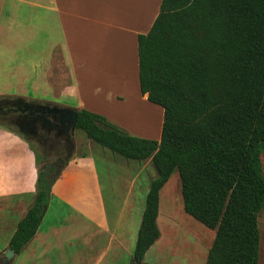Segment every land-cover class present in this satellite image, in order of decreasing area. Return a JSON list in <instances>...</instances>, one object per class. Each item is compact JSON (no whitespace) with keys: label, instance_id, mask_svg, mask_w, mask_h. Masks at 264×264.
Instances as JSON below:
<instances>
[{"label":"trees","instance_id":"16d2710c","mask_svg":"<svg viewBox=\"0 0 264 264\" xmlns=\"http://www.w3.org/2000/svg\"><path fill=\"white\" fill-rule=\"evenodd\" d=\"M138 54L141 93L163 108L159 139L87 109L77 120L87 138L127 159H150L156 171L130 264H148L161 235L160 192L175 170L185 212L215 230L205 264H259L264 0H161L150 30L138 35ZM67 163L39 170L34 201L9 241L15 254L35 236Z\"/></svg>","mask_w":264,"mask_h":264},{"label":"crops","instance_id":"0c3cea01","mask_svg":"<svg viewBox=\"0 0 264 264\" xmlns=\"http://www.w3.org/2000/svg\"><path fill=\"white\" fill-rule=\"evenodd\" d=\"M151 2L0 0V94L23 98L20 94L58 92L72 108L104 115L140 135H160L163 108L159 132L148 135L149 123H143L149 115L139 102L156 107L139 83L138 35L150 30L161 0ZM125 104L124 113L135 117L137 111L145 120L129 126L117 113ZM35 152L19 132L0 126V232L8 233L1 259L34 201ZM92 152L83 149L68 160L35 236L8 264H130L134 247L125 245L117 224L111 227ZM161 195L162 190L160 207ZM19 210L17 219L13 213Z\"/></svg>","mask_w":264,"mask_h":264},{"label":"rangeland","instance_id":"374dc122","mask_svg":"<svg viewBox=\"0 0 264 264\" xmlns=\"http://www.w3.org/2000/svg\"><path fill=\"white\" fill-rule=\"evenodd\" d=\"M154 1L152 0L151 5H154ZM17 96L19 95L0 94V99L5 97L15 98ZM20 96L28 100L40 98L37 101H49L58 106L70 107L69 105L72 104V101L69 99L60 97L58 92H29L27 94H20ZM131 103L134 104L135 101H131ZM128 104L122 105L117 109V113H120L125 122L131 126L134 122L140 121L141 123V121H144L145 117L143 115L138 116L137 114L139 113L137 111L134 112L135 117L123 112V109ZM140 104L142 108L147 109L148 107V110L151 109L158 116H161V106L152 104L156 106L152 107L147 103H143V101H140ZM159 120L161 121V119ZM143 124L147 125V122ZM117 125L132 135L150 139H159L160 137V135L151 137L143 133L140 135L122 124ZM0 126L9 127L14 131L16 129L8 121L1 122ZM73 141L75 146L71 158L75 153H81L83 149L88 150L92 148V153L96 158L102 176L111 227L113 228L117 224L118 230L123 232L122 240L125 241V245L129 246L131 244L132 247H135L145 208L146 195L152 179L156 176V171L150 159L145 161L127 159L90 140L83 131L77 129ZM88 143L92 144V147ZM30 144L40 157L37 162L38 172L43 168L44 163L53 162L59 154L64 152L63 147L51 151L35 139H31ZM262 164L264 169V153L262 154ZM159 210L161 213L158 223L162 236L158 240L159 242L146 253L144 260L148 264H205L208 250L215 237V230L206 227L185 212L181 182L177 170L173 172L162 189L161 207ZM13 217L20 218L21 211H15ZM259 227L261 231L259 264H264V210L259 217ZM7 236L8 233L0 232V249L5 245Z\"/></svg>","mask_w":264,"mask_h":264},{"label":"flooded vegetation","instance_id":"af4514ba","mask_svg":"<svg viewBox=\"0 0 264 264\" xmlns=\"http://www.w3.org/2000/svg\"><path fill=\"white\" fill-rule=\"evenodd\" d=\"M27 102L30 104H26ZM41 104L55 105L49 101L41 102L19 97L1 98L0 123L8 121L28 141L35 139L51 151L63 147L64 152L59 154L53 162L43 164L46 170L58 169L69 151L73 154L74 136H69V123L61 124L53 113L40 109Z\"/></svg>","mask_w":264,"mask_h":264},{"label":"water","instance_id":"95a60500","mask_svg":"<svg viewBox=\"0 0 264 264\" xmlns=\"http://www.w3.org/2000/svg\"><path fill=\"white\" fill-rule=\"evenodd\" d=\"M26 104L29 105L30 103L27 102ZM40 106H41L40 109L47 110L48 113H53L61 124L69 123L70 124L69 136L70 137L74 136L75 131L77 129L79 109L68 106H58V105L50 106L48 104H41ZM71 156H72V152L69 151V154L65 158V161H68L71 158ZM65 161L62 160L63 163ZM14 255L15 253L11 248L7 249L3 255V258L2 259L0 258V264H8L12 260Z\"/></svg>","mask_w":264,"mask_h":264},{"label":"bare ground","instance_id":"6f19581e","mask_svg":"<svg viewBox=\"0 0 264 264\" xmlns=\"http://www.w3.org/2000/svg\"><path fill=\"white\" fill-rule=\"evenodd\" d=\"M140 107H141L140 108L141 110H144V111L148 112V115H149V121H147V123H149V127H148L149 129H148V132L146 134L155 135L160 130V120H159L160 117L156 114V112L152 111L150 108H149L150 110H148V107H147V109L144 108V107L142 108V105Z\"/></svg>","mask_w":264,"mask_h":264}]
</instances>
